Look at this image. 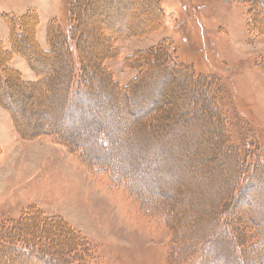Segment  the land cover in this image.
I'll return each mask as SVG.
<instances>
[{
    "label": "rangeland",
    "instance_id": "1",
    "mask_svg": "<svg viewBox=\"0 0 264 264\" xmlns=\"http://www.w3.org/2000/svg\"><path fill=\"white\" fill-rule=\"evenodd\" d=\"M185 65L215 89L212 108ZM94 162L131 182L112 185ZM228 204L251 248L249 217L264 220V0H0V264H238L228 240L195 239L214 212L226 225Z\"/></svg>",
    "mask_w": 264,
    "mask_h": 264
},
{
    "label": "trees",
    "instance_id": "2",
    "mask_svg": "<svg viewBox=\"0 0 264 264\" xmlns=\"http://www.w3.org/2000/svg\"><path fill=\"white\" fill-rule=\"evenodd\" d=\"M149 3V2H148ZM149 7V8H148ZM147 8L148 9H150L151 10V12H153V7H152V4L151 3H149V6L147 5ZM154 12H155V10H154ZM24 17V16H23ZM22 17V18H23ZM29 17V15H27L25 18H28ZM141 17V19L142 20H145V18H146V15L145 14H143L142 16H140ZM124 24V23H123ZM125 24H126V22H125ZM24 26V25H23ZM32 26V25H31ZM14 30H15V27H14ZM22 31H24V28H22ZM51 32V31H50ZM15 33H18V34H16L18 37H20V36H22V32H21V29H19V30H16L15 31ZM49 35H50V33H49ZM64 40H63V45H64V48H65V51H66V53H64L63 54V56H64V58L65 59H67V58H73L74 60H75V56L73 55V48H75L76 47V45L72 42H70L68 39H69V36H66V39H65V37L63 38ZM36 42V41H35ZM34 42V43H35ZM17 43H19L17 40H13V41H11V45L12 44H14L15 45V47L17 48H24L23 46L22 47H20V44L17 46L16 44ZM22 43V42H21ZM37 43V42H36ZM35 43V44H36ZM58 43L59 42H54L53 41V39H50V40H48V44L50 45V47L52 48V50H51V48H49L48 50H45L44 52L45 53H47V54H49V55H47L48 56V60H52V59H54L55 57H57L56 59H54V60H52L51 61V63H55V64H57V61H59L60 63L62 62V56H61V51L59 50V49H57L56 47H58L59 45H58ZM23 44V43H22ZM25 46V45H24ZM27 46V45H26ZM55 47V48H54ZM14 49L15 48H13V46H10V49H9V51H7L6 53H8V52H13L14 51ZM75 51V50H74ZM10 67V69H11V66H9ZM6 68H8V67H6ZM185 69H186V71L187 72H189V68H187V66L185 65V66H183V67H181L180 68V71L182 72V73H179V75H180V77H182V78H184L185 80H187V82L190 84V86H191V90H193V89H195V91H197L199 94L201 93V96H202V99H198L197 100V105L199 104V102L201 101L202 102V100H204L205 99V97L207 96V94H209L210 95V90H211V93H213V95H212V98L215 96V89H213V88H209V89H207V90H205V88L203 87V85H201V84H199L198 86H195V84L193 83V81H191L190 80V72L189 73H187L186 71H185ZM169 70H172V63H171V67H169ZM15 73H16V71H14ZM184 72V73H183ZM40 74V73H39ZM17 75H19L18 73H17ZM41 76H40V81H38L37 83H40L41 81H43V83H46V81H48V78H46L43 74H40ZM57 76H59V75H56V76H54V79H57ZM72 76V78H74V73H73V75H71ZM77 76V75H76ZM7 78H9L8 76H6ZM15 79V78H14ZM16 79H18L17 77H16ZM43 79V80H42ZM51 79V76H49V80ZM167 79V78H166ZM9 80H11L10 78H9ZM19 80L20 81H23L20 77H19ZM24 82H26V81H24ZM37 83H35V84H37ZM68 83H69V81H66L65 82V84L66 85H68ZM203 84V83H202ZM203 87L204 88V90H199L198 89V87ZM70 87H72V86H70ZM70 87H68V89H70ZM179 87H181V84H178L177 85V87H176V84H175V88H174V90H176V89H178ZM75 94H76V92H75V89H71V90H69V94H68V97L70 96V98L69 99H75ZM189 95L191 96V98H193L192 97V95H191V92H189ZM92 97V96H91ZM93 98H95L94 96H93ZM209 98V99H208ZM207 99H208V101H209V104H210V108H212L213 107V103H212V99H211V95H210V97H208ZM204 102V101H203ZM189 104V107L190 108H186V112L185 113H187L188 112V114L190 113V114H193V108H194V106H195V103H194V101H191V100H189L188 101V103L186 104V105H188ZM11 105V104H10ZM215 108V107H214ZM219 107L217 106V108L216 109H218ZM154 109H156V104L154 105V107L153 106H149L145 111H142V112H140L139 114H138V116H140V115H145V116H148V117H150L151 116V114H152V112H156ZM152 110H154V111H152ZM161 112H159V114H160ZM156 114H157V112H156ZM158 114V116H160ZM147 117V118H148ZM94 118H95V116H94ZM154 120V119H153ZM147 122V121H146ZM145 121L143 122V123H141V125H139L138 127H140V126H142V125H145V123H146ZM162 122H164L163 120L162 121H159V122H157L156 124H155V126L154 127H157V128H159V126H160V123H162ZM149 128H151L150 126H149ZM153 130H155V129H153ZM103 132H104V130H103ZM48 135H50V132L49 133H47ZM102 134H104V133H101V134H98V136L99 137H101V138H99L100 139V141L101 142H99L100 144H101V146H107V143H108V141H107V139H102ZM81 142V141H80ZM81 143H83V142H81ZM84 146V145H83ZM99 149L97 148V150L96 149H94L93 150V153H95L96 151H98ZM81 151H83V150H81ZM106 151V150H105ZM110 151H111V149H110ZM107 152V151H106ZM145 159H147V157H145ZM232 159H234V156L232 157ZM243 161H244V159H242ZM145 161V160H144ZM101 165H99V163L98 162H94V164L91 166V168H92V170L94 171V173H99V172H101V171H106V170H104V169H102V167L103 168H105V169H108V172L110 173V171H111V173L109 174V177H110V181H111V183H112V185H115V186H119V185H126V183H128V182H131V179L129 178V176H130V174L128 173V171H120L119 170V168H115V167H113L112 165H110V164H108V163H100ZM102 166V167H101ZM109 169H110V171H109ZM244 170H242V173H240V175L242 174V176H241V178L243 179L241 182H239L240 183V193H244V195H245V193H246V189H247V187H249V184L252 182V179L250 178V180H249V175L248 174H244V172H243ZM239 178H240V176H239ZM249 181H251V182H249ZM235 186V184L234 183H232L231 184V186H229L228 188H227V193H226V195H224V193H223V196H229L232 192H233V187ZM219 198V197H218ZM217 198V199H218ZM233 202V201H232ZM232 205L233 204H231V208H229L230 206H229V204H228V206H227V208H226V210H228V212L227 213H224L226 216L225 217H228V222L226 221V225H224L223 223H221V222H219L217 225L215 224L216 223V221L218 220L217 218H219V216H221V211H219L218 213H216V212H214V215L212 216V218H213V220H211L212 221V223H211V225H212V227H210V228H206L202 233L200 232V233H198V234H196V240L197 239H199V240H201V241H205L206 242V240H209L208 238H210V239H212V238H214V236H216V239H217V237H219L221 240H223L224 242L226 241V240H228L227 242L229 243V245L230 246H232V249L233 248H235L234 250H239L238 251V253L237 254H235V258L236 257H239V259H238V264H247V259H248V256H250V255H256V258L254 259V260H252L251 261V263L252 264H264V220L262 221V220H258V219H256L255 217H253V215L251 216V217H249L250 219H249V221H248V223L250 224V225H252L253 226V229L255 230V232H256V236H254V238H253V240L252 241H250V243L251 242H253V246H251V248H249L248 246L246 247V248H243L242 247V245H244L243 243H242V241H241V236H239L238 235V233H237V229L235 230V228L233 227V224H232V222H231V219H232V213H231V211H232ZM214 219L216 220L215 222H214ZM234 221V220H233ZM198 227V226H197ZM210 229H212V234L209 236V237H207V233L208 232H210L209 230ZM206 234V235H205ZM203 235H205V238L204 239H202L203 238ZM243 238H245V237H243ZM194 241V240H193ZM193 241H192V243H193ZM195 242H197V241H195ZM195 242L193 243V247H195L194 245H195ZM176 243V242H175ZM222 244V243H221ZM172 246H174V244L172 245ZM246 249V250H245ZM241 250H244L245 252H247L248 254H246V253H244V252H241ZM213 255L214 256H216V251L213 253ZM229 255V254H228ZM246 256V258H245V256ZM226 258H228V257H226ZM229 260H230V258H229ZM47 261V260H46ZM48 262V261H47ZM220 264H223V263H221L220 262Z\"/></svg>",
    "mask_w": 264,
    "mask_h": 264
},
{
    "label": "bare ground",
    "instance_id": "3",
    "mask_svg": "<svg viewBox=\"0 0 264 264\" xmlns=\"http://www.w3.org/2000/svg\"><path fill=\"white\" fill-rule=\"evenodd\" d=\"M131 1V0H130ZM138 1H140V0H138ZM145 1V0H144ZM133 2V1H132ZM143 2V1H142ZM137 2H135V4H136ZM141 3V2H140ZM137 5H139V4H137Z\"/></svg>",
    "mask_w": 264,
    "mask_h": 264
}]
</instances>
